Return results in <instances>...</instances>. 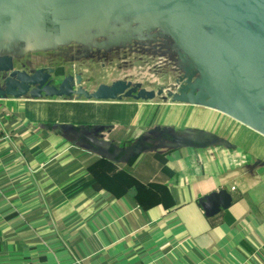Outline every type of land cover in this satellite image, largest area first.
<instances>
[{"label": "crops", "instance_id": "1", "mask_svg": "<svg viewBox=\"0 0 264 264\" xmlns=\"http://www.w3.org/2000/svg\"><path fill=\"white\" fill-rule=\"evenodd\" d=\"M95 126L104 154L83 138ZM155 127L226 146L111 154ZM219 190L231 204L206 217L199 201ZM0 264H264V137L169 100L0 99Z\"/></svg>", "mask_w": 264, "mask_h": 264}, {"label": "water", "instance_id": "2", "mask_svg": "<svg viewBox=\"0 0 264 264\" xmlns=\"http://www.w3.org/2000/svg\"><path fill=\"white\" fill-rule=\"evenodd\" d=\"M157 30L175 49L181 74L170 89L147 90L140 83L116 80L89 92L79 74L55 84L54 68L17 70L14 59L0 55V99L75 98L87 101H151L215 110L264 137V0H0V45L22 40L78 41L90 32L111 34L115 45L143 41ZM139 36V37H137ZM104 126L85 130L83 138L99 145ZM150 146H149V145ZM226 146L225 139L196 130L155 127L129 147L114 149L127 163L158 149ZM109 153V152H108ZM206 217L231 204L225 190L200 199Z\"/></svg>", "mask_w": 264, "mask_h": 264}, {"label": "rangeland", "instance_id": "3", "mask_svg": "<svg viewBox=\"0 0 264 264\" xmlns=\"http://www.w3.org/2000/svg\"><path fill=\"white\" fill-rule=\"evenodd\" d=\"M96 33L90 32L72 42L33 39L15 41L7 47L1 44L0 54L11 49H22L32 54L22 59L32 58L33 62L23 60L22 65L17 64V67L54 68L55 84H59L67 75L79 74L82 87L89 92L100 84L109 85L116 80L140 83L143 88L156 91L161 86L172 84L181 74L180 69H176L179 63L172 51V41L157 30L143 33V41H125L117 45L112 42L111 34L96 37Z\"/></svg>", "mask_w": 264, "mask_h": 264}]
</instances>
